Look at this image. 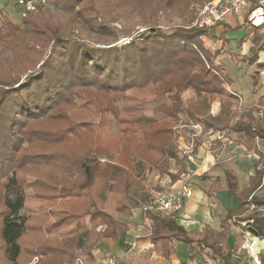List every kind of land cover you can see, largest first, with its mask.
<instances>
[{"label": "trees", "instance_id": "trees-1", "mask_svg": "<svg viewBox=\"0 0 264 264\" xmlns=\"http://www.w3.org/2000/svg\"><path fill=\"white\" fill-rule=\"evenodd\" d=\"M136 1L54 0L56 8L71 16L68 24L41 18L43 8L22 17L20 24L0 11V264H28L34 258L35 264H73L83 242L75 227L83 221L90 224V236L82 252L93 264L92 252L100 239L114 228L127 231L100 204L114 201L118 213L128 211L127 202L142 208L147 201L139 179L151 172L168 176L169 161L177 160L173 122L183 114L213 127L198 115L207 112L217 98L220 113L229 112L231 100L238 98L227 90L233 80L224 74L217 58L221 51L202 44L201 39L210 33L215 37L214 25L163 28L149 23L136 35L133 30L124 32L130 40L117 46L114 24L128 19L122 14L126 7L134 5L137 11ZM248 1L249 11L257 7V0ZM186 4L184 0H149L148 12L184 14ZM216 25L224 26L220 39L228 41L227 24ZM253 29L249 53L242 58L246 69L253 66L252 86L264 71V63L259 62L264 53V23ZM246 39L236 40L234 48L240 49ZM187 91L194 99L185 105L182 95ZM131 92L148 100L137 101V106L154 104L151 117L133 104L119 109L116 103L126 101ZM258 105H264L263 97ZM78 106L97 122L74 121L71 112ZM158 115L168 120L158 121ZM111 118L116 136L105 143L101 133ZM230 118L219 120L217 127L229 128ZM240 119L231 127L238 142L249 145L256 137L264 140V119H255L251 110ZM178 163L182 173L185 166ZM176 176L168 177L173 182ZM262 179L263 170L255 171L249 187L239 191L233 177L226 175L227 190L239 203L227 218L252 221L250 230L264 240V216L244 215L246 204L264 205V198L254 195ZM28 192L46 202L35 216L20 214ZM176 216L143 213L147 239L165 261L174 251L173 243H181L190 254L231 264L220 243L207 236V229L198 236L187 234L176 224ZM67 225L66 239L49 238ZM98 227L104 229L96 231ZM259 258L264 264V248Z\"/></svg>", "mask_w": 264, "mask_h": 264}, {"label": "crops", "instance_id": "crops-1", "mask_svg": "<svg viewBox=\"0 0 264 264\" xmlns=\"http://www.w3.org/2000/svg\"><path fill=\"white\" fill-rule=\"evenodd\" d=\"M227 22L225 26H228L230 31L227 32L228 35H225V38L228 41L224 42L219 38L220 40L215 43L216 46H211L217 50L222 48L227 51L224 55L225 60H221L220 57L218 60L223 67L224 74L233 80V84L227 90L239 96L243 93V82H246L250 75L253 74V66H248L246 69L244 68L246 64L242 63V58L238 59V56H247L249 53L253 28L250 27L248 21L246 22L245 14L233 17ZM248 26L251 30V35L242 43L240 49L236 50L228 36L234 29L239 27L248 28ZM212 32L215 36H218L224 32V29L222 25H219L213 28ZM222 42L223 47H221ZM234 49L235 52H233ZM238 68H241L242 71H247L242 73V71L237 70ZM247 84V92H250L249 88L252 87V82ZM236 121L231 120L229 128L224 130L217 127L219 122L216 123V121L213 128H207L200 122L192 124L198 125L203 131L211 129L220 132L225 140L223 142L214 141L211 151L207 152L203 136L200 134V136L194 138V162H185V174L192 189V196L185 202L183 211L176 216V224L187 234L195 236L201 235L207 229V236L216 239L220 243L223 254L231 264H262L259 255L264 248V240L258 238L250 230L252 221L241 223L235 218H227V213L237 210L239 203L238 201L234 202L233 200L231 202L228 200L231 194L227 192L226 175L229 173L233 177L238 190L242 191L249 187L255 171L262 170L264 163V140L256 137L249 145L244 142H238L231 132V127ZM174 129L176 130L179 145L181 140H184V136L176 128ZM189 132L190 136L187 139L197 134L193 130ZM254 195L264 198V170L263 179ZM128 203V212L131 214L128 215L126 233L119 231L120 235L118 234L116 239H101L93 251V257L97 260L96 263L98 259L95 256V251L100 254L101 250L105 249L116 260L123 257H132V252L138 251L140 255H148L150 261L154 264H163L164 262L165 264H201L203 260L207 264H219L218 260L208 259L197 253H188V246L181 243H173L174 251L170 255L169 261H165L147 239L143 216L139 224L134 211ZM234 203H236L237 208L236 206L234 207ZM224 205L228 206L226 211L223 207ZM245 210L244 215L256 214L264 216V205L248 203L245 205ZM114 218L117 220L116 217ZM224 218L227 220L223 221ZM121 223L124 222L121 221ZM152 259H154V262ZM117 262L123 264L122 260H117ZM129 264L137 263L132 262Z\"/></svg>", "mask_w": 264, "mask_h": 264}, {"label": "rangeland", "instance_id": "rangeland-1", "mask_svg": "<svg viewBox=\"0 0 264 264\" xmlns=\"http://www.w3.org/2000/svg\"><path fill=\"white\" fill-rule=\"evenodd\" d=\"M16 1L17 0H0V11L2 14L9 19L11 22L20 24L22 21L21 15L19 13V10L16 8ZM148 1L145 0H137V11L134 9V5H130L129 7H126L122 14L123 16L127 17L128 19H123L120 24L115 23L114 26L117 28V32L119 34V41L117 46H121L123 44H126L129 42L130 38L124 37L122 34L124 32L133 30L135 32L134 35L137 33H141L145 30V27L147 26L146 24L150 25H159L162 26L163 28H169L172 26H186L187 28H197V23L196 21L198 20V13L200 9L207 4L208 2L212 0H184L187 2L186 4V12L184 14L180 13L179 11H175L172 13L171 10H162L156 12L155 15H151L150 12H148L150 9V5L148 6ZM248 1V0H246ZM248 10L245 12V18L250 16L251 11L250 10V5L248 1ZM256 8V7H255ZM139 14L141 16H139ZM41 18L45 19L48 22H51L53 24H68L70 22L71 16L67 13H64L62 9L56 8L54 5V0H48V4L45 8H43L41 12ZM229 21V20H227ZM225 21L224 23H228ZM144 22H146L144 24ZM264 23V22H263ZM261 24H258L257 26L248 21V24L250 27H258ZM217 26V25H216ZM214 25L213 28L216 27ZM219 26V25H218ZM130 27H132L130 29ZM223 29L224 26H222ZM210 27H204L202 29H208ZM212 28V29H213ZM254 34V29L252 31V37ZM264 34V30H263ZM224 35H228L227 32L224 33ZM251 35V30L247 27H239L234 29L233 31L230 32L229 36L231 39V42L233 43V46L236 43V40H241L243 38H247L248 36ZM220 34L218 36H215L212 38V35L210 33V36L203 37L202 44L205 49H209L211 51L217 50L214 47L216 46L215 43L217 40H220ZM112 43V42H111ZM115 44V43H112ZM213 45L214 47H212ZM221 52L220 55L217 57L221 60H225V54L227 51L225 49H220L218 48ZM235 52V49L234 51ZM7 56V54H6ZM244 57V56H243ZM242 56H238V59L243 58ZM259 62L264 63V54L260 53L259 57ZM235 64V62H233ZM244 68H246L244 66ZM247 83L251 84L250 78L246 80ZM246 82H243V93L238 96L235 100L232 101V105L230 107V111L226 112L224 111L223 113H220V102L219 98L215 99L214 102L210 105V108L207 112L203 113V115H198L199 119L201 120H206L208 123H211L212 125H215L216 123L219 122V120H226V118L231 117L229 120H241L240 116L247 114L250 110L252 111V116L255 119L261 120L264 119V105L260 106L258 105L259 100L264 98V71L261 72L259 78L255 81L254 85L249 88L250 92H247L246 86L248 85ZM229 89V87H228ZM248 90V91H249ZM129 96V97H128ZM128 98H133V100H128ZM142 98H145L142 96L140 93H127V99L126 101H118L116 105L119 107V109L122 110V108L126 105H135L137 106L139 102L137 101H146L148 100H142ZM183 103L186 105L189 103L190 100L194 99V94L190 91H187L183 93L182 95ZM78 101H76V104ZM154 104L150 103H144L143 106H137V111L144 114L145 116L151 117L152 116V108ZM71 116L74 121L76 122H97L96 117L89 113L85 108L83 107H76L72 112ZM156 120L158 121H163V120H168L165 118L163 115H158L155 117ZM110 124L103 130L101 133L102 139L105 143H111V141L115 138L116 136V123L113 121L111 118ZM246 120V119H244ZM234 122V121H233ZM198 123V122H193L191 119L187 118L186 115H180L179 119L173 122L174 128L177 129L178 132H180L184 136V140L182 141L183 143H187V138L190 136L189 131H192L190 126L192 124ZM202 124V123H201ZM196 125V124H195ZM203 126L207 128H211L203 124ZM213 128V127H212ZM175 145H176V152H177V160L176 161H169L168 163V176L170 177L171 175L176 176V180L171 182L170 178L167 175L164 174H159L156 172H151L147 174L146 176H143L141 179H139V184L140 188L142 189L143 195H145L146 201L150 200L151 198H155L158 194H166L171 190L172 187L177 186L179 182L184 181L186 177V159L181 155L180 151L178 150V141H177V135H176V140H175ZM178 161H181L182 165L185 166V170L182 173H178L180 170V164ZM262 170H264V163L262 165ZM261 171V170H260ZM185 175V176H183ZM227 191V190H226ZM229 192V191H227ZM230 193V192H229ZM230 196V195H229ZM232 198V199H231ZM228 200L231 202L237 201L236 197L231 195ZM46 204L45 201H40V200H35L32 198L31 193L28 192L26 194V201L24 204L23 209L21 210L20 214L23 216H35L39 213V208L40 206ZM131 207V209L134 211V215L137 218V221L140 222L142 221V216L143 212L141 208H136L133 203H128ZM55 205V204H53ZM56 206V205H55ZM237 205L234 203V207ZM101 209L106 212L107 214H110L113 217H116L118 222H124L123 225L126 227L128 224V215L131 213L128 211L118 213L115 210L116 204L114 201H107L104 202L103 204H100ZM225 211L227 210L228 206L224 205ZM50 206H46V210H50ZM130 209V210H131ZM225 213V212H224ZM262 213V212H261ZM264 213V211H263ZM57 214V212H56ZM134 217V216H133ZM120 218V219H119ZM53 220H55V216H53ZM58 220V217H57ZM75 229L81 233L82 235V245L81 247L77 250L75 253L76 259L73 262V264H88V258L86 254L82 252V249L85 245L86 239L90 236V224L88 221H83L79 222L78 225L75 227ZM104 227H98L96 231H102ZM70 227L69 225L63 226L60 231H57L55 233L50 234L49 238L51 239H57L61 241L62 239H66L68 236L67 234L70 233ZM119 233V230L117 228H114L111 233L102 238V239H111V238H117ZM101 240V239H100ZM99 240V241H100ZM98 241V242H99ZM98 244V243H97ZM97 246V245H96ZM96 248V247H95ZM102 248V247H101ZM133 251V250H132ZM93 253V252H92ZM95 256L98 259V262L96 263L97 260L94 259L93 264H103V261L109 257H113L111 253L106 252L105 249L101 250V253L98 254L95 251ZM108 256V257H106ZM132 257H123L119 258L117 260H122L123 264H129V263H137V264H154L150 261V257L148 255H140L138 251H134L131 254ZM104 257V258H103ZM102 258V259H101ZM154 259H152L153 261ZM157 261V260H156ZM36 258L32 259V261L28 264H35ZM154 262V261H153ZM118 263V262H117ZM119 264V263H118ZM165 264V262L163 263Z\"/></svg>", "mask_w": 264, "mask_h": 264}, {"label": "built area", "instance_id": "built-area-1", "mask_svg": "<svg viewBox=\"0 0 264 264\" xmlns=\"http://www.w3.org/2000/svg\"><path fill=\"white\" fill-rule=\"evenodd\" d=\"M257 7L253 9L248 17V21L254 25L264 22V0H257ZM48 0H17L16 7L19 9L21 18L27 14L35 13L40 8H45ZM248 1L246 0H212L205 4L198 13L197 27H211L218 23L225 22L233 17L239 16L247 12ZM191 130L197 134L187 139V143H179L178 150L186 161L194 162V138L203 136L204 144L207 152L211 151L214 141L225 140L223 134L208 129L203 131L198 125L190 126ZM229 143H231L229 141ZM258 149V148H257ZM259 150V149H258ZM264 155V154H263ZM192 196V189L188 183V177L184 181L178 183L177 186L171 188L166 194H158L155 198H151L141 208L143 213H159L163 216L172 214L179 215L184 208L185 202ZM103 264H118L116 258L109 257L103 261Z\"/></svg>", "mask_w": 264, "mask_h": 264}]
</instances>
